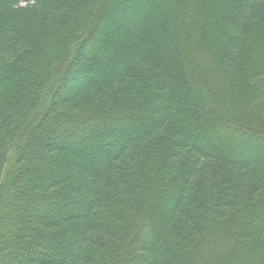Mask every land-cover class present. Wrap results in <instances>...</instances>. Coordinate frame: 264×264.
I'll return each mask as SVG.
<instances>
[{
	"label": "trees",
	"instance_id": "trees-1",
	"mask_svg": "<svg viewBox=\"0 0 264 264\" xmlns=\"http://www.w3.org/2000/svg\"><path fill=\"white\" fill-rule=\"evenodd\" d=\"M235 261L264 263V0H0V264Z\"/></svg>",
	"mask_w": 264,
	"mask_h": 264
},
{
	"label": "rangeland",
	"instance_id": "rangeland-1",
	"mask_svg": "<svg viewBox=\"0 0 264 264\" xmlns=\"http://www.w3.org/2000/svg\"><path fill=\"white\" fill-rule=\"evenodd\" d=\"M25 3H21V5H24ZM208 52V51H207ZM104 65H105V68H107V65L105 64V62H104ZM102 69H104V68H102ZM95 78H98L97 76H94ZM199 80V82L200 83H202V85L204 84V82L201 80V78H198V76L196 77V80ZM205 89H206V87H205ZM205 89H203V87L201 86V85H199L198 84V93H197V95L196 96H200V97H202L203 99L204 98H206L207 99V96H208V93H210V91H209V89L208 90H205ZM204 90V91H203ZM33 170H37V168L35 169V168H33ZM38 171V170H37ZM258 252V251H257ZM259 253H261V251H259ZM255 255H256V253H254ZM258 254V253H257ZM261 254H263V253H261ZM235 256H237V257H235ZM235 256H233V258L234 259H236L237 260V258L239 257L238 256V254H236ZM260 256V255H259ZM235 263L236 264H238L236 261H235ZM234 263V264H235ZM250 263H252V262H250ZM252 264H256V263H252ZM258 264V263H257ZM262 264H264L263 262H262Z\"/></svg>",
	"mask_w": 264,
	"mask_h": 264
}]
</instances>
